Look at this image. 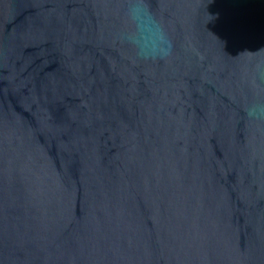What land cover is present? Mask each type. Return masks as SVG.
<instances>
[{"label":"water","instance_id":"obj_1","mask_svg":"<svg viewBox=\"0 0 264 264\" xmlns=\"http://www.w3.org/2000/svg\"><path fill=\"white\" fill-rule=\"evenodd\" d=\"M0 264H264V0H0Z\"/></svg>","mask_w":264,"mask_h":264}]
</instances>
